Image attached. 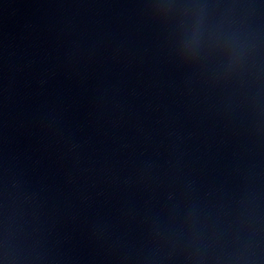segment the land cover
<instances>
[{
	"label": "water",
	"instance_id": "95a60500",
	"mask_svg": "<svg viewBox=\"0 0 264 264\" xmlns=\"http://www.w3.org/2000/svg\"><path fill=\"white\" fill-rule=\"evenodd\" d=\"M0 175H264V0H0Z\"/></svg>",
	"mask_w": 264,
	"mask_h": 264
}]
</instances>
